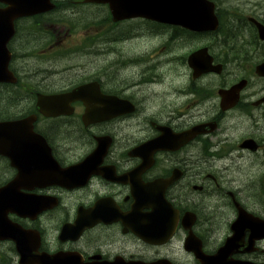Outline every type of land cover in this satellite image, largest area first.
<instances>
[{
  "label": "flooded vegetation",
  "instance_id": "obj_1",
  "mask_svg": "<svg viewBox=\"0 0 264 264\" xmlns=\"http://www.w3.org/2000/svg\"><path fill=\"white\" fill-rule=\"evenodd\" d=\"M211 1L222 31L194 33L0 0V264H210L236 222L229 256L264 264L248 216L264 219V13ZM201 47L212 68L194 77Z\"/></svg>",
  "mask_w": 264,
  "mask_h": 264
},
{
  "label": "water",
  "instance_id": "obj_2",
  "mask_svg": "<svg viewBox=\"0 0 264 264\" xmlns=\"http://www.w3.org/2000/svg\"><path fill=\"white\" fill-rule=\"evenodd\" d=\"M20 2L30 3L34 9L37 7V0H19ZM108 2L112 10L115 20L123 19L125 17L143 16L154 20H167L190 28L193 30L214 28L216 26L215 16L213 14V5L208 0H90ZM37 7V8H36ZM260 37L264 39V26L256 23ZM195 53L189 58L190 65H197ZM193 61V63H192ZM195 67V66H194ZM200 67L198 68V70ZM257 73L264 75V62L257 66ZM0 80L14 81L11 77H7L4 71H0ZM237 89V87H236ZM28 171V169H26ZM53 182V178H50ZM245 224V221L243 222ZM254 224V223H253ZM256 229L260 230V234L264 235V223L256 222ZM232 229L234 236L228 240L225 246V251L216 255V258L210 264H226L223 261V255L228 257L232 251V243L239 234L238 222H236ZM230 264V263H227Z\"/></svg>",
  "mask_w": 264,
  "mask_h": 264
},
{
  "label": "rangeland",
  "instance_id": "obj_3",
  "mask_svg": "<svg viewBox=\"0 0 264 264\" xmlns=\"http://www.w3.org/2000/svg\"><path fill=\"white\" fill-rule=\"evenodd\" d=\"M232 1H234V5H236L237 7H239V8H240V6L242 7V8H240L241 15L243 14L245 16V15L256 14V15L260 16V18H261V15L259 13L260 12L264 13V2L259 4V11H258L253 5H250L252 0H232ZM255 1H257V0H255ZM255 11H256V13H254ZM229 26H228L227 30L229 29ZM231 32H234V34H237L240 31L235 29ZM242 37H243V35L240 36V38H242ZM200 43H203V39H198L196 41H193L192 45L195 46V45L200 44ZM182 46H183V44H182ZM147 47H149V46L147 45ZM190 47H191V45H188L185 49H184V47H183V49H181V47H179V50H178L179 54H182V53L188 54V50L190 49ZM73 61L74 60H71V62H73ZM82 62H83V59L80 61V64H82ZM260 122H263V121L260 120ZM244 169H247V168L244 167ZM257 170H262V168H259ZM239 178H240V176H239Z\"/></svg>",
  "mask_w": 264,
  "mask_h": 264
}]
</instances>
